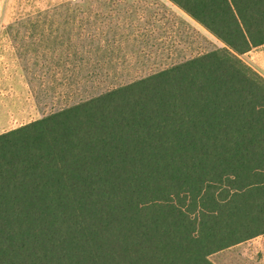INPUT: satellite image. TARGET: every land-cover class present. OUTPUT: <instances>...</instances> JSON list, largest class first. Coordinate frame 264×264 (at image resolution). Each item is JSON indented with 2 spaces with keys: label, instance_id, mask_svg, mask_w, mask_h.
<instances>
[{
  "label": "trees",
  "instance_id": "obj_1",
  "mask_svg": "<svg viewBox=\"0 0 264 264\" xmlns=\"http://www.w3.org/2000/svg\"><path fill=\"white\" fill-rule=\"evenodd\" d=\"M168 2L223 47L0 134V264H214L264 237V77L240 58L264 0Z\"/></svg>",
  "mask_w": 264,
  "mask_h": 264
},
{
  "label": "rangeland",
  "instance_id": "obj_2",
  "mask_svg": "<svg viewBox=\"0 0 264 264\" xmlns=\"http://www.w3.org/2000/svg\"><path fill=\"white\" fill-rule=\"evenodd\" d=\"M221 47L168 0H0V134ZM240 58L264 77V45ZM210 260L264 264V237Z\"/></svg>",
  "mask_w": 264,
  "mask_h": 264
},
{
  "label": "crops",
  "instance_id": "obj_3",
  "mask_svg": "<svg viewBox=\"0 0 264 264\" xmlns=\"http://www.w3.org/2000/svg\"><path fill=\"white\" fill-rule=\"evenodd\" d=\"M182 14L184 15V16H187L189 19H191V20H193L192 18H190L187 14H185V13H183L182 12ZM194 21V20H193ZM194 22H196V21H194ZM197 23V22H196ZM198 24V23H197ZM200 25V24H199ZM201 26V25H200ZM202 27V26H201ZM203 28V27H202ZM204 30H206L205 28H203ZM207 31V30H206ZM208 32V31H207ZM257 238H259V237H257ZM256 239V238H255ZM252 240H254V239H252ZM252 240H250V241H252ZM250 241H247V242H250ZM247 242H244V243H241V244H239V245H236V246H234V247H231V248H229V249H227V250H232V249H236V248H239L240 246H242V245H244V244H246ZM225 251V250H224Z\"/></svg>",
  "mask_w": 264,
  "mask_h": 264
}]
</instances>
